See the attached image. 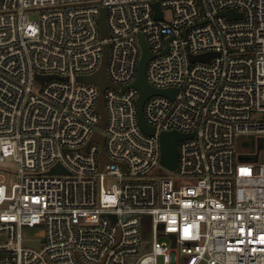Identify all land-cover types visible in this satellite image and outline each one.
I'll use <instances>...</instances> for the list:
<instances>
[{"label": "built area", "instance_id": "1", "mask_svg": "<svg viewBox=\"0 0 264 264\" xmlns=\"http://www.w3.org/2000/svg\"><path fill=\"white\" fill-rule=\"evenodd\" d=\"M141 36L153 133L133 85ZM106 44L102 90L85 78ZM171 131L185 135L175 168L162 162ZM248 133L264 149V0H0V160L20 164L0 179V264H264V162L236 146ZM40 224L45 241L26 240Z\"/></svg>", "mask_w": 264, "mask_h": 264}, {"label": "water", "instance_id": "2", "mask_svg": "<svg viewBox=\"0 0 264 264\" xmlns=\"http://www.w3.org/2000/svg\"><path fill=\"white\" fill-rule=\"evenodd\" d=\"M156 7L158 10L157 16L162 17V11L160 10L159 3L156 4ZM104 12H105V10L103 9L102 17L100 18V24L102 27L103 36H107L108 31H107V29L105 27V23H104ZM225 14L228 15L229 17H232L233 15H235V13L233 11H227V12H225ZM142 43H143V56H142V59L140 61L138 76H137L136 80L134 81L133 85L138 87L140 90V97L138 99L140 122H141L142 126L147 131L153 133L154 128L149 126L143 118L142 105H143L144 100L149 95H151L153 93H157V92H159V90L153 88L146 79L145 66H146V62L149 59V57L151 56V54H150L148 46H147L143 37H142ZM107 49H108V44H106V46H105V55L103 57V62H102V65H101V68L99 69V71L96 72L94 75L85 78L87 81H94V82L98 83L101 86L102 90L110 84V81L108 80V78L106 76V72H105V64H106V59H107ZM211 55H212V53H208V54L193 56L192 58L193 59H196V58L209 59L211 57ZM161 92L167 93L171 96L174 95L173 90H163ZM98 110L100 111V113L103 116L101 124H104L106 116H105L102 94L100 96V102H99ZM183 137H185V135H183L179 132H176V131L163 132L162 133V136H161L162 162L167 167H170V168L176 167V163H177V142L180 139H182ZM94 138H97L101 141L103 140L102 136H100L99 134H95ZM105 160H106L105 154L102 153V162H105ZM60 171H64V169L61 167V165L54 166L51 170L52 173H56V172H60ZM113 217L115 218V216H113Z\"/></svg>", "mask_w": 264, "mask_h": 264}, {"label": "rangeland", "instance_id": "3", "mask_svg": "<svg viewBox=\"0 0 264 264\" xmlns=\"http://www.w3.org/2000/svg\"><path fill=\"white\" fill-rule=\"evenodd\" d=\"M48 10V7L40 9L35 8L29 10V14L31 18H38L42 12ZM165 19L167 21H171L174 17V12L171 7L165 9ZM44 82L40 78H34L33 80V89L36 92H39ZM254 119L258 120L261 118L259 114H255ZM237 150L240 153H258V161L264 162V149L259 150L258 147V135L255 133L242 134L237 137L236 142ZM20 164L14 158V156H7L4 160H0V179L6 177L7 183L10 185L18 178ZM152 174L155 177H160L162 175H169L175 180H179L177 170H170L165 166L157 165ZM113 180H109L107 182V186H110ZM142 229V240L146 244H150L152 241V224L151 218L149 215L143 218V222L141 224ZM24 236L26 240L30 241H38L43 243L46 238V226L45 224L36 225L34 227H25L24 228Z\"/></svg>", "mask_w": 264, "mask_h": 264}]
</instances>
